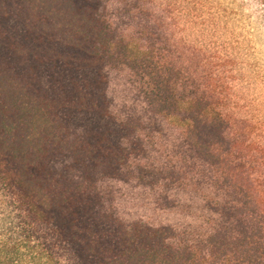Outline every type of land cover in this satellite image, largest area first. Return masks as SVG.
Listing matches in <instances>:
<instances>
[{
  "label": "trees",
  "instance_id": "16d2710c",
  "mask_svg": "<svg viewBox=\"0 0 264 264\" xmlns=\"http://www.w3.org/2000/svg\"><path fill=\"white\" fill-rule=\"evenodd\" d=\"M219 72L155 0H0V264H264Z\"/></svg>",
  "mask_w": 264,
  "mask_h": 264
},
{
  "label": "rangeland",
  "instance_id": "374dc122",
  "mask_svg": "<svg viewBox=\"0 0 264 264\" xmlns=\"http://www.w3.org/2000/svg\"><path fill=\"white\" fill-rule=\"evenodd\" d=\"M155 2L168 8L182 42L215 57L228 99L226 114L254 122L253 140L264 146V0Z\"/></svg>",
  "mask_w": 264,
  "mask_h": 264
}]
</instances>
